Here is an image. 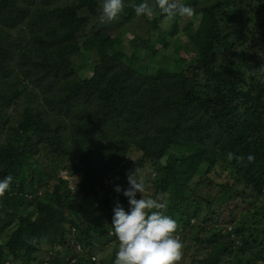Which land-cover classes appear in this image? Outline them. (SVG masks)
Listing matches in <instances>:
<instances>
[{"label": "trees", "instance_id": "16d2710c", "mask_svg": "<svg viewBox=\"0 0 264 264\" xmlns=\"http://www.w3.org/2000/svg\"><path fill=\"white\" fill-rule=\"evenodd\" d=\"M139 2L100 22V0H0V178L13 177L0 195V235L11 236L1 264H29L44 240L51 264H96L119 242L111 225L83 229L77 212L97 201L110 218L117 201L127 210L105 181L148 161L154 198L167 194L178 214L187 258L175 264H264V0H184L198 26H165L159 9L137 16ZM180 34L189 57L166 53ZM219 168L234 184L211 176ZM62 171L84 174L81 193ZM240 204L242 220L212 222Z\"/></svg>", "mask_w": 264, "mask_h": 264}, {"label": "clouds", "instance_id": "9594fccd", "mask_svg": "<svg viewBox=\"0 0 264 264\" xmlns=\"http://www.w3.org/2000/svg\"><path fill=\"white\" fill-rule=\"evenodd\" d=\"M123 6L124 0H100V22L115 19ZM132 7L137 16L150 17L155 9H159L165 19L194 15L193 7L184 0H154L152 3L140 0ZM259 54L264 56V52ZM12 180L11 174L0 178V195L9 190ZM128 182L129 187L123 189V195L118 194L125 200L128 198L127 210L119 201L113 208L111 226L119 242L113 264H175L181 259L183 247L174 235L176 220L160 211L165 205L158 198L145 197V179L138 168L128 174ZM116 191H122L119 185ZM137 193L141 198H137Z\"/></svg>", "mask_w": 264, "mask_h": 264}, {"label": "rangeland", "instance_id": "374dc122", "mask_svg": "<svg viewBox=\"0 0 264 264\" xmlns=\"http://www.w3.org/2000/svg\"><path fill=\"white\" fill-rule=\"evenodd\" d=\"M190 20H192L195 23L196 26L199 25V22H197L198 21V17L197 16L193 15V17H190ZM172 22H173L172 19H167V21L165 22V26H169V24L172 23ZM109 34H110L109 37L113 36L111 34V31L109 32ZM142 35L145 36L146 34L142 33L141 36ZM178 38H181V40L183 41V45H181L178 48H175L174 44H176V40L177 39L176 38H172L171 40L169 39L171 41V44H172L173 48L171 47V49L168 50L166 53L168 54L169 51L172 52V51L175 50V52L177 51L179 56L189 57V53H186L187 52V50H186L187 48H185V47H189L190 46V42H187L188 40L183 34H180L178 36ZM111 39L109 41H111ZM127 39H128V36H127ZM75 60H78V58H75ZM139 155L140 154H138V153L133 154L131 156L132 160H136ZM130 168H132V164H131ZM129 173H134V171L133 172H129L127 170L126 171V176L118 174L116 178L114 177L111 180L105 181V184H106L104 186L105 193L110 194V196L111 195H115V194L123 195V189H127L129 187V182H128V174ZM139 174L142 175L144 177V179H145V185H146V191L144 193L145 197L151 196V197L154 198V196H156V194H157L156 190H155V188H154V186L152 184V179L156 175L154 167L148 161L146 163L145 168L139 170ZM211 176L215 180H217V181H219L221 183L229 182V184H234V179L229 174V172L225 171V170H223L221 168L218 169V173L217 174H211ZM59 177L69 181V188L74 190V194H76V195L81 193V191L78 189V187L81 185V182L82 183H86L87 182L86 179H84L85 177H84L83 173H81V174H79V175H77L75 177H71L68 174L67 171H62L61 174L59 175ZM112 184H114V186H113L114 190L111 191L109 189V187ZM118 185L122 186L121 187L122 191H120V192L116 191V186H118ZM87 186H89V184ZM236 186H237V184L235 185V187ZM238 186L241 187L240 185H238ZM202 189H203V192H211V189L208 186H203ZM76 192H78V193H76ZM166 197H167V194H160L159 197H157L159 200L161 198L163 199L161 201L165 205V207L163 209H161L160 211L164 212L165 214H167V210L170 208V205L168 203H166L167 202L166 201ZM137 198H141V194L140 193H137ZM126 200L128 201L127 197H126ZM252 200H254V199H252ZM214 202H221V201L219 199H217ZM221 207H222V211L224 212V214L221 217L215 216L214 220L212 222H216L218 220H220L221 222H228V221H233V218H237V217H238L237 220L240 221V220H242V215H240L239 212L243 211V208H246L247 205L245 206L244 204H242V205L240 204V208H235V205H230V206L222 205ZM231 210H233L234 213H236V216L232 215V218H230V214H229V211H231ZM30 214H33V213H30ZM77 214L81 215V217L77 218V219L78 220L80 219L79 221L81 222L83 229H89L90 227H93L95 225H100L103 228L105 227V225H111L112 218H110L107 215H105V212L101 209L98 201L95 202L94 205L84 206L82 213L77 212ZM177 215H178L177 213L174 214V219L179 223ZM193 221H191V223H193ZM213 225L215 226L217 224L215 223ZM232 227L231 226L228 227V230H231ZM9 229H10V227H8L6 230H4L2 235H0V248L2 247V249L4 248V246L6 247V245L9 243V241L11 239V236L9 234L10 233ZM178 229L181 230V227H179ZM74 231H75V228L73 229V232ZM10 245L12 246V244H10ZM39 247H40V252H42V253L38 254V255H35V256H37L36 257L37 259L34 258V260H31L29 262V264H39V263H41V264H51L50 261H49V257L52 254V245H51V243H49V242L47 243L46 240H44L42 242V244L39 245ZM103 247H105V248H103ZM117 248H118V245L117 246L115 245V241H112L111 244H108V243L104 244V245L101 246V252H98L99 254H94L93 257H92V260L95 261L96 264H113L112 261H111V257L113 256V250L117 249ZM86 252H87V250H86ZM46 253H48V254H46ZM190 253H191V251H190ZM240 256L244 260L247 258V255L245 253H242V252L240 253ZM13 257L14 256L12 255V258ZM17 257L19 259L16 260V261L12 260L11 257H7L6 258V261H7L6 264H23V261L25 259V254H18ZM186 258H187V255H185L184 250L182 248V256H181V259L179 261H181L183 263V262H185L184 260H186ZM75 261H76V259H72L71 261L67 259L64 264H74ZM102 261H104V262H102ZM179 261H177V262H179ZM53 264H55V263H53Z\"/></svg>", "mask_w": 264, "mask_h": 264}]
</instances>
